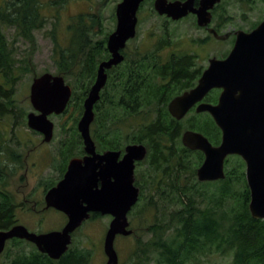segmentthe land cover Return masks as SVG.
I'll return each mask as SVG.
<instances>
[{
	"label": "trees",
	"instance_id": "trees-1",
	"mask_svg": "<svg viewBox=\"0 0 264 264\" xmlns=\"http://www.w3.org/2000/svg\"><path fill=\"white\" fill-rule=\"evenodd\" d=\"M147 3L153 7V1L146 0L140 11ZM41 5L39 0H16L0 10V123L11 119L14 133L15 127L28 126L30 112L18 103L16 93L22 76L34 67L28 58L17 60L3 28L6 24L15 26L19 36L34 41V31L46 22ZM220 8L222 3L214 11L218 32L229 20L224 17V11L218 12ZM84 16L73 17L67 44L59 42L56 29L51 35L58 74L73 88L64 114L71 107L76 114L70 135L60 139L59 153L65 167L59 180L68 160L84 154L77 124L98 69L97 61L80 64V46L84 42L89 59L93 52L99 58L105 53L107 41V38L101 40L97 48L90 44L96 33L85 29L87 24L81 23ZM164 21L163 33L151 48L136 46L126 52L124 62L108 70V81L95 105L91 126L100 151H124L130 143H143L148 148L147 157L137 165L135 183L140 187V198L130 214L133 219L150 216L149 224L141 227L149 236L144 238L132 228L136 242L126 264H200L202 257L212 254L229 255V264H264V219H256L250 212L251 192L244 160L238 155L228 156L224 179L201 182L197 169L204 161V153L182 143V134L187 129L202 132L213 144L221 142L222 132L208 112L192 109L180 120L171 115L168 108L171 99L194 87L206 67L198 66L195 53H164L173 42L167 26L170 20ZM139 22H143L142 18ZM211 36L208 34V38ZM219 94L220 89H213L205 101L216 103ZM16 139V146L12 147L10 139L0 131V231L11 229L19 221L21 205L8 188V176L17 173L23 164L21 141ZM183 174L188 181H184ZM57 182L50 184L46 192ZM96 218L94 215L90 220ZM9 244L16 250H11ZM9 244L2 253L8 257L7 264H88L92 258V250L73 244L59 259L40 252L35 244L24 239L13 238ZM23 244L32 246L31 250Z\"/></svg>",
	"mask_w": 264,
	"mask_h": 264
},
{
	"label": "water",
	"instance_id": "water-1",
	"mask_svg": "<svg viewBox=\"0 0 264 264\" xmlns=\"http://www.w3.org/2000/svg\"><path fill=\"white\" fill-rule=\"evenodd\" d=\"M144 1L121 0L117 4V26L108 40L112 57L99 65L78 122L86 155L73 158L64 177L46 193V206L64 212L68 216L67 223L61 230L45 233L30 231L23 224L1 230L0 254L8 240L21 238L34 243L40 252L59 259L70 248L73 233L92 213H100L113 217L105 235L106 264H119L115 240L118 235L133 233L129 212L140 198V187L135 183L136 165L147 157L148 148L143 143H130L123 155L121 150L99 153L91 125L95 119V105L108 80L107 69L124 60L121 50L137 34L138 11ZM221 1L199 0L196 5V0H155L154 9L173 20L195 14L198 25L209 28L212 11ZM209 32L218 39L229 36L212 27ZM213 89L221 90L218 101H204ZM72 95L73 88L63 75L45 72L35 77L30 91L35 111L28 114V127L42 133L45 142L52 141L55 123L50 115L63 114ZM195 106L198 113L208 112L222 132L219 144H213L202 132L191 129L183 132L182 143L192 150L202 151L205 156L197 169L198 180L224 179L227 157L240 156L246 165L251 192L250 212L256 219H264V19L251 31L237 30L228 55L211 57L197 84L172 98L168 104L171 115L178 120ZM98 179L102 181L101 186H98Z\"/></svg>",
	"mask_w": 264,
	"mask_h": 264
},
{
	"label": "rangeland",
	"instance_id": "rangeland-1",
	"mask_svg": "<svg viewBox=\"0 0 264 264\" xmlns=\"http://www.w3.org/2000/svg\"><path fill=\"white\" fill-rule=\"evenodd\" d=\"M16 0H0V10H5L6 5ZM121 0H39L42 5V14L46 16L43 27L34 31V41L25 39L18 35L15 26L3 28L7 35L17 60L25 58L31 60L34 70L25 73L17 85L16 99L19 104L29 112L35 111L30 100L31 84L36 76L45 72L58 74L54 61L53 48L54 40L52 31L56 29L58 40L65 45L68 41V26L72 17L86 12L93 11L102 15L106 29L115 28L112 20L117 4ZM222 8L218 12L224 11V17L229 20L221 27L222 34H229L226 39H218L215 36L208 38L207 29L200 27L196 16L189 15L179 21L167 23L172 33V44L166 48L165 54L172 51H185L198 55V66L207 67L211 57L222 58L226 52L232 48V40L239 29L249 30L252 24L264 19V0H222ZM154 9V7H152ZM151 3H147L144 10L140 11L139 18L143 22L137 26V37L131 39L130 50L136 46L151 48L159 36L163 33L165 21L159 14L152 11ZM153 13H150V12ZM245 14V15H244ZM212 26L215 25L213 22ZM234 35V36H232ZM68 82V80H66ZM27 113V114H28ZM74 107L62 115H50V119L55 123L54 137L50 142H45L43 136L30 129L28 126L15 127L12 132V120L5 119L0 123V131L4 137L10 139V145L16 146V137L21 141V152L23 153V164L17 173L8 176V188L13 193L17 203L21 206L18 210V219L21 224L27 226L31 231L45 233L52 230H61L66 224L63 212L49 208L45 209L46 190L53 182L60 178L63 158L59 153L60 139L69 136L63 130L73 123L75 116ZM11 130V132H10ZM12 139V140H11ZM17 140V139H16ZM12 165V164H11ZM10 165V166H11ZM184 181L188 178L183 174ZM132 212V211H130ZM129 212L131 228L142 234L145 231L141 227L149 224L150 216L146 218H132ZM111 216H101L93 220L85 221L73 235V246L92 250V258L88 264H106L108 257L104 252V242L107 229L111 221ZM136 236H117L115 248L119 254L120 264H126L129 256L135 247ZM9 242L7 243L8 246ZM25 249L31 250L32 246L23 244ZM11 250H16L9 244ZM229 255L212 254L201 258L200 264H229ZM6 254L0 255V264H7Z\"/></svg>",
	"mask_w": 264,
	"mask_h": 264
},
{
	"label": "flooded vegetation",
	"instance_id": "flooded-vegetation-1",
	"mask_svg": "<svg viewBox=\"0 0 264 264\" xmlns=\"http://www.w3.org/2000/svg\"><path fill=\"white\" fill-rule=\"evenodd\" d=\"M146 1V0H145ZM144 1V2H145ZM153 1V7H154V1L155 0H152ZM143 2V3H144ZM198 3H199V0H196V5H198ZM142 5V4H141ZM217 6V5H216ZM117 8V7H116ZM140 8H141V6H140ZM215 9H216V7L213 9V19H212V22H211V24L214 22L215 23V25L214 26H212L211 24L209 25V28L210 27H212V28H215L216 29V21H214V11H215ZM155 10V9H154ZM139 11H140V9H139ZM139 11H138V14H139ZM156 12V11H155ZM157 14H159L158 12H156ZM79 15H85L83 18H82V20H81V23L82 24H84V23H86L87 24V26L85 27V29H88V30H90L91 31V33L93 34V33H96V34H93V36L91 37V45H94L95 44V48H97L98 46H99V44H100V41L101 40H103V39H105V38H107V41H106V43H105V45L106 46H104V54L101 56V57H95L94 56V52H93V54L91 55V58L89 59V56H88V51H87V47L86 48H84V42L81 44V46H80V60H79V62H80V64H82V65H85V63L87 62V61H90L91 63H93V64H96V61H97V64L96 65H98V68H99V65L103 62V61H106V60H108V59H110L111 57H112V53H111V51L109 50V48H108V40H109V36H110V34L116 29V26H117V14H116V11L113 13V16H112V20H113V22H114V24H115V28L112 30L111 28H108V29H106L105 28V26H104V21H103V17H102V15L100 14V13H98V12H93V11H86V12H83V13H80V14H78V15H76V16H79ZM160 15V14H159ZM189 15H193V16H196L195 14H189ZM188 15V16H189ZM162 18H166V19H168V20H172V21H179V20H182V19H184V18H186V17H184V18H182V19H179V20H173V19H171L170 17H168L167 15H160ZM73 18V17H72ZM196 19H197V16H196ZM71 23V22H70ZM96 23V24H95ZM139 24H140V22H139V15H138V25L137 26H139ZM225 24V22L221 25V27L223 26ZM201 27V26H200ZM256 27V26H255ZM255 27H252L251 26V28H249V30H246V31H251L252 29H254ZM202 28H204V29H207V31L209 32V28L208 27H202ZM68 29H69V26H68ZM217 30V29H216ZM244 30V29H243ZM70 31V30H69ZM218 31V30H217ZM221 32H219L220 34H222V30H220ZM106 33H108L107 35H106ZM69 34H70V32H69ZM209 34H212V33H210L209 32ZM213 35V34H212ZM214 36V35H213ZM232 36H234V35H232ZM134 39V38H133ZM132 39V40H133ZM235 39H236V35L234 36V38H233V40H232V47H233V45H234V42H235ZM131 39L127 42V45L121 50V53L124 55V60L122 61V62H124L125 60H126V52H130V46H129V43H130V41H132ZM68 42V41H67ZM231 50V49H230ZM230 50L228 51V52H226L224 55H228V53L230 52ZM226 56H224V57H226ZM122 62H120L119 64H121ZM118 64V65H119ZM117 66V65H116ZM115 67V66H114ZM113 68V67H112ZM111 68V69H112ZM111 69H107V73H108V70H111ZM204 71V70H203ZM97 72H98V69H97ZM108 77H109V74H108ZM96 78H97V75H96ZM96 80V79H95ZM108 81V80H107ZM95 82V81H94ZM107 84V83H106ZM93 86V85H92ZM106 86V85H105ZM104 89V88H103ZM191 89V88H190ZM189 90V89H188ZM220 92H221V90H220ZM183 93V92H182ZM206 98V97H205ZM205 98H204V101H205ZM207 102V101H206ZM192 109H194L195 111H196V106L195 107H193ZM191 109V110H192ZM72 126V125H71ZM69 128H70V126L69 127H65V124H63V130L62 131H66V133H67V135H70V131H69ZM77 128H78V124H77ZM37 132V131H36ZM38 133H40V132H38ZM42 136H43V138H44V135L42 134V133H40ZM81 134V133H80ZM81 137H82V135H81ZM82 141H83V138H82ZM96 143V142H95ZM83 146H84V141H83ZM96 148H97V144H96ZM105 151H108V150H104V151H100V150H98V148H97V152H99V153H104ZM122 151V150H121ZM124 151H125V149H124ZM124 151H122V155H123V153H124ZM86 155V151H85V148H84V154L83 155H81V156H73V157H71L69 160H68V163H67V166H66V170H65V172H64V174H63V177H64V175H65V173H66V171H67V169H68V166H69V163H70V161L73 159V158H77V157H80V158H82V157H84ZM63 160V159H62ZM138 163L139 162H137V165H138ZM137 165H136V169H137ZM65 167V163L63 162V164H62V166H61V170L63 169ZM60 174H61V171H60ZM62 177V178H63ZM61 180V179H60ZM59 180V181H60ZM58 181V182H59ZM57 182V183H58ZM102 185V181L100 180V179H98V186H101ZM55 186V185H54ZM138 186V185H137ZM52 188V187H51ZM47 193V192H46ZM46 196V195H45ZM49 208H53V207H47L46 206V199H45V209L47 210V209H49ZM60 211V210H59ZM62 212V211H61ZM63 214H64V216H65V218H66V223H67V221H68V216L63 212ZM99 214V215H98ZM94 215H97L98 217H101V216H111V215H102V214H100V213H92L91 214V217L88 219V220H90ZM112 217V216H111ZM113 218V217H112ZM88 220H86V221H88ZM112 220V219H111ZM85 222V221H84ZM17 224H21L20 223V221H18V223ZM27 227V226H26ZM31 231V230H30ZM38 233V232H37ZM120 236V235H119ZM19 239H21V238H19ZM10 240H12V239H10ZM10 240H8L7 241V243L10 241ZM24 240H26V239H24ZM28 241V240H27ZM30 242V241H29ZM34 244V243H33ZM6 246H7V244H6ZM6 249V248H5ZM5 251V250H4ZM3 251V252H4ZM2 254V253H1ZM0 254V255H1ZM119 264H120V261H119Z\"/></svg>",
	"mask_w": 264,
	"mask_h": 264
}]
</instances>
